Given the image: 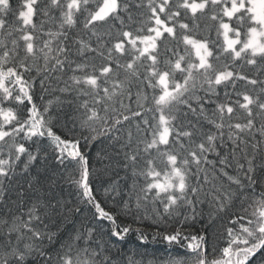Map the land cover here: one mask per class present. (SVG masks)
Masks as SVG:
<instances>
[{
  "label": "snow or ice",
  "instance_id": "6c2138e0",
  "mask_svg": "<svg viewBox=\"0 0 264 264\" xmlns=\"http://www.w3.org/2000/svg\"><path fill=\"white\" fill-rule=\"evenodd\" d=\"M237 205L218 255L189 231ZM130 233L184 249L148 264H264V0H0V264H121Z\"/></svg>",
  "mask_w": 264,
  "mask_h": 264
},
{
  "label": "trees",
  "instance_id": "16d2710c",
  "mask_svg": "<svg viewBox=\"0 0 264 264\" xmlns=\"http://www.w3.org/2000/svg\"><path fill=\"white\" fill-rule=\"evenodd\" d=\"M47 99V97H46ZM57 134L64 135L67 130L63 127L61 123L55 128ZM76 134L79 135V129H77ZM103 147V145L99 146ZM99 148L97 146H93L92 151L89 152V155L94 158L95 152L98 151ZM212 159H217L212 157ZM224 166L217 163V169H222ZM231 172V169H228ZM21 179V183H26L23 178ZM112 179L119 181V194L113 193L111 188L105 192V188L108 187L109 178L102 177L99 180L94 181V192L97 196L98 200L101 202L102 207L106 210H111L117 212V210L121 207L122 202L127 201L129 189L131 187L132 179L130 176H127L123 169H117V174L112 177ZM71 191L68 185H64L63 194L65 197H69V192ZM259 191V189H257ZM92 211L93 209H89L86 212L87 220H92ZM209 209L207 206L204 208V217L199 220V222L195 223L189 231L195 234L196 232L204 233L205 229L208 230V233L211 234L215 232L217 235L216 239V253L219 254V249L224 245L223 232L224 226L227 225L230 213H234L239 211V205L235 208L231 209L229 212L221 213V217L217 219L215 223L210 224L208 221V213ZM138 218H134L132 215L124 216L117 214V224L121 227L127 224H132L134 227L137 225ZM95 227H97L103 235L104 239L109 238V229L112 227L110 222L102 221L99 225H96L93 221ZM141 226L145 228V230L151 234L155 231L156 226L151 223L150 220H144L140 222ZM77 227L79 226V219L77 220ZM71 226H69V229ZM170 230V229H169ZM115 240V238H112ZM117 249L119 253L117 255ZM184 251L183 248H175L169 249L164 243L161 242H150L148 244H143L136 238L135 234L130 233L129 236L123 242H116V248L113 249V254L117 255V258L121 262V264H125V262L132 258L137 264H148L149 261H163L168 259L170 256L175 254H182Z\"/></svg>",
  "mask_w": 264,
  "mask_h": 264
}]
</instances>
